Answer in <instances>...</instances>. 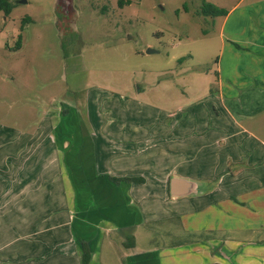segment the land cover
<instances>
[{"label":"crops","instance_id":"obj_1","mask_svg":"<svg viewBox=\"0 0 264 264\" xmlns=\"http://www.w3.org/2000/svg\"><path fill=\"white\" fill-rule=\"evenodd\" d=\"M252 14L259 18L264 12L234 7L215 16L222 17L219 36L222 53L228 54L216 61L215 77H158L156 88L185 95L187 102L169 110L158 107L153 124L144 122L153 126L150 137L134 135L143 126L133 124L123 127L132 131L117 139L112 123L106 132L100 128L99 136L90 109L68 122L60 106L59 120L45 137L50 150L61 154L71 203L28 201L39 191L38 179L22 176L34 155L13 160V185L6 187L20 196L13 200V240L0 239V264H82L83 250L91 254L87 264H264V136L252 120L264 105L245 109L232 102L256 88L241 86L240 70L247 67L231 58L244 52L234 43L264 54V32L249 28L251 38L236 36ZM256 58L250 56L249 66ZM226 98L233 105L225 106ZM110 150L120 151L119 160L134 153L143 158L136 168L115 166L107 162ZM9 159L4 156L0 163ZM171 176L193 181L195 191L171 197ZM22 198L27 200L17 201ZM168 218L181 223L184 243L169 248L140 243L144 232H156L158 222Z\"/></svg>","mask_w":264,"mask_h":264},{"label":"rangeland","instance_id":"obj_2","mask_svg":"<svg viewBox=\"0 0 264 264\" xmlns=\"http://www.w3.org/2000/svg\"><path fill=\"white\" fill-rule=\"evenodd\" d=\"M10 1L11 11H0V160L10 157L6 164L0 163L2 242L13 240V200L20 196L13 193L14 187H6L13 185V160L34 155L22 176L38 179L39 191L28 201L51 206L71 203L72 185L58 161L61 154L50 150L45 137L49 125L59 120L60 106L68 122L90 109L99 136L100 128L106 132L112 123L111 135L117 139L132 131L123 127L133 124L143 126L134 135L150 137L153 126L149 129L144 122L153 124L158 107L169 110L187 102L185 95L156 88L158 77H215L216 61L228 55L222 53L219 36L222 17L201 14L203 0ZM205 1L226 10L264 12V0ZM241 26L236 35L241 39L252 37L249 28L264 32V15L252 14ZM234 45L244 52L231 58L247 67L240 70L241 86L256 87L257 92L249 90L232 102L239 108L258 109L264 105V54L239 42ZM251 55L258 58L249 66ZM232 102L226 98L224 105L230 107ZM252 120H257L264 136V109ZM119 152L110 150L107 162L136 168L143 158L134 153L119 160ZM23 198L17 201L27 200ZM158 224L156 232L142 234V245L169 248L177 241L184 243L181 223L177 226L168 218ZM11 248L13 244L4 249Z\"/></svg>","mask_w":264,"mask_h":264},{"label":"trees","instance_id":"obj_3","mask_svg":"<svg viewBox=\"0 0 264 264\" xmlns=\"http://www.w3.org/2000/svg\"><path fill=\"white\" fill-rule=\"evenodd\" d=\"M13 4L10 0H0V11H3L4 14H8L12 9ZM201 14L206 16H223L227 14V10L223 7H218L213 3L207 2L203 0L201 5ZM20 37L18 36L17 45L19 44ZM112 180L119 182V181H129V182H141L143 181L142 177H111ZM91 257V254L83 250L82 254V264H87L89 259Z\"/></svg>","mask_w":264,"mask_h":264},{"label":"water","instance_id":"obj_4","mask_svg":"<svg viewBox=\"0 0 264 264\" xmlns=\"http://www.w3.org/2000/svg\"><path fill=\"white\" fill-rule=\"evenodd\" d=\"M147 52H149V50H147ZM195 186L196 184L193 181L181 177L171 176L169 178V195L171 197H178L190 194L195 191Z\"/></svg>","mask_w":264,"mask_h":264}]
</instances>
